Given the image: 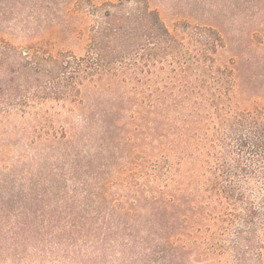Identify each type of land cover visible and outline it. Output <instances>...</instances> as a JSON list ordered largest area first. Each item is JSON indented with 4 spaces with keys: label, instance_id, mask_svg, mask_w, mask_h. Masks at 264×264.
<instances>
[{
    "label": "trees",
    "instance_id": "16d2710c",
    "mask_svg": "<svg viewBox=\"0 0 264 264\" xmlns=\"http://www.w3.org/2000/svg\"><path fill=\"white\" fill-rule=\"evenodd\" d=\"M107 1L125 8L130 0H66L69 10L85 4L83 11ZM135 1L151 50L161 40L188 43L180 60L144 56L143 92L139 76L105 60L103 43L87 56L46 52L47 59L23 62L1 57L0 44V148L7 150L0 157V262L24 258L32 247L80 264H213L211 253L230 229L235 247L245 243L243 258L263 261L264 0H243L239 10L246 20L234 46L245 44L252 56L233 48L221 14L194 27L207 35L193 40L188 28H169L155 7L186 23L192 14L180 0ZM216 55L226 58L216 64ZM15 113L21 124L28 115L39 126L28 132L18 125L7 136L4 121ZM182 162L188 180L178 175ZM124 181L131 194L116 216V201L107 210L108 187Z\"/></svg>",
    "mask_w": 264,
    "mask_h": 264
},
{
    "label": "rangeland",
    "instance_id": "374dc122",
    "mask_svg": "<svg viewBox=\"0 0 264 264\" xmlns=\"http://www.w3.org/2000/svg\"><path fill=\"white\" fill-rule=\"evenodd\" d=\"M242 1L243 0H180L179 2L184 6L187 5V7H184L186 10L185 12H187L188 15L192 14V17L184 18L186 19L184 20L186 23L181 20H175L171 17L174 15L165 11L163 6H151L156 7L161 19L169 28L173 27L175 23L178 24V32L185 31V29L188 28L187 30L192 34L193 40H197L198 38L203 41L207 35L206 33L198 35L199 29L194 27L208 22L206 19L209 18V16L215 17L221 14L224 18L220 20L226 22L225 24L228 25L230 29L229 40L233 43V48H236L237 51L240 50L242 55L252 56L255 55L254 50L245 47V44L238 43L234 46V42L239 33L238 29L241 27L240 23L246 20L243 18V15L239 13L243 5ZM107 4H109V1L105 2V4H100L98 10L87 9L83 11L82 8H86L84 7L85 4L83 5L79 2V4L73 6L72 10H69L71 5H69L66 0H0V44L4 46L1 48V57H7L11 62H23L25 58L42 61L44 58L47 59L45 56L47 54L46 52H50L53 57L57 58H66L67 56L80 57L93 53L94 42L103 43L101 46H98H100L99 50L103 53L105 60L123 69L128 76H132L133 74L139 76L142 81H140L138 85L143 92L144 56L151 57L155 61L171 60L173 58L180 60V58L184 56L182 53L187 52L186 48L188 43L180 46L179 43L168 44V42L161 40L157 44L158 48L154 47L151 50L153 47L152 42H146L148 34H150L151 31H144L143 10L140 7L138 8V2L135 0L126 1L125 8L109 7ZM234 4H236V6ZM106 10L112 13L111 19L105 16ZM204 15L205 17H202ZM248 17L249 16H247V18ZM211 21L214 22L215 18H212ZM104 28H109V30H105ZM101 32H106V34L102 35ZM158 35L162 37L161 39L166 38L162 33ZM198 46L203 47V44ZM58 52H62L61 56H59ZM216 57L218 59H216V64H220L223 62L222 58H226V56L222 57L218 55H216ZM4 77L5 76L0 73V78ZM44 79L45 78L42 80ZM237 92L240 98H243L244 101L247 100L248 96L243 95L239 90H237ZM257 93H260V91ZM50 102L51 101H49L47 105L54 104V102H51V104ZM27 117L28 115H26L25 123L21 124L24 119L20 117L19 114L15 113V115H10L9 120L6 122L4 121V126L8 129L5 134L10 137V132H13L14 128L18 125H24L28 132L33 126L38 125L31 120L30 117ZM57 124L58 123L55 124V130L59 129ZM12 138H15L14 134ZM25 140V136L20 137V139L18 137V141L20 142L18 147L24 149L22 142H25ZM139 150L143 149L140 148ZM6 151L7 150L1 147L0 157L2 154L6 153ZM10 152H12V150ZM31 152L32 151L28 153L30 157L32 156ZM140 156L141 155L136 157L140 158ZM188 170L189 165L187 162H182L180 170H178L180 171L178 175L188 180V178H190ZM124 184L125 181L122 185L113 182L108 187L109 200H111V202L106 205L108 206L107 210L113 206L111 203L116 201L114 202L116 204V216H119L121 210H123L125 206H128L125 201L131 193H129L130 191L126 189ZM132 188L135 189L134 187ZM139 221V226L136 228V235L143 236V212L140 215ZM206 224L210 225V229H214L211 222H206ZM205 232L207 231L202 230L201 233L195 232V235L198 236L201 234L202 236ZM236 232L235 229H230L228 234L219 239L221 241V249H217V251H212L211 253L213 264H262L264 258L263 261L260 262L250 259L251 256H247L246 258L241 256L242 251L245 249V243L241 240L238 247L232 244L233 241L236 240ZM216 236H219V233H217ZM59 254H61V256L44 255V253H40L36 248L29 247L26 250L24 258H20L14 262L7 259L1 261L0 264H80L78 261L79 259L74 258L72 255V257L70 255L63 256L65 253L62 251H60ZM83 262L82 260V264ZM156 263L162 264L159 262Z\"/></svg>",
    "mask_w": 264,
    "mask_h": 264
}]
</instances>
